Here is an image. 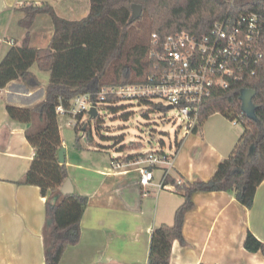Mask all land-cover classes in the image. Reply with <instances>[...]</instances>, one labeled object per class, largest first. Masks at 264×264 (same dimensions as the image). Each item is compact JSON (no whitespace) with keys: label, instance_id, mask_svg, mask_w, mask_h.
Listing matches in <instances>:
<instances>
[{"label":"crops","instance_id":"crops-1","mask_svg":"<svg viewBox=\"0 0 264 264\" xmlns=\"http://www.w3.org/2000/svg\"><path fill=\"white\" fill-rule=\"evenodd\" d=\"M21 2L0 0V18L12 10L6 37L17 45L22 44L16 31L24 28L17 12ZM56 12L70 17L81 11ZM24 29L21 37L25 41L28 31L32 36L34 33L33 28ZM40 29L37 34L47 39L42 47H47L55 33L54 25ZM10 47L0 46V60ZM31 70L37 76L43 71L34 69V65ZM39 90L40 86L32 88L21 80L0 88V264L45 262L46 197L40 187L19 183L35 155L26 135L32 123L12 118L7 109L8 105L33 108L46 98L45 89L42 93ZM219 114L207 118L197 132L185 135L178 149L171 148V178L208 180L232 153L244 129L235 134L226 132L214 119ZM61 138L74 191L88 196L89 201L81 219L80 240L67 247L59 264H148L153 230L163 223L173 224L176 210L185 200L174 182L159 186L167 169L155 168L153 184L146 188L140 184V165L134 159H125L130 153L117 151L121 154L115 157V150L96 141L85 147L80 142L69 144L62 134ZM137 152L141 151L131 153ZM193 200L194 207L185 217L186 242L173 243L170 264H264L261 252L244 247L249 231L264 242V181L251 208L228 191L198 192Z\"/></svg>","mask_w":264,"mask_h":264},{"label":"trees","instance_id":"trees-1","mask_svg":"<svg viewBox=\"0 0 264 264\" xmlns=\"http://www.w3.org/2000/svg\"><path fill=\"white\" fill-rule=\"evenodd\" d=\"M135 3L142 5L143 12L139 19L130 22ZM227 9L226 0H91L87 16L68 20L59 16L49 4L25 8V16L19 20L22 27L29 30L39 14H48L55 33L47 47L28 45L30 31L22 45H11L0 60V88L14 80H21L32 88L39 87L41 82L31 70L35 63L41 70L50 72L43 101L33 108L7 106L12 118L32 123L26 135L35 155L30 169L19 183L40 187L41 194L46 197L44 264H59L67 247L79 242L81 219L89 201L88 196L78 192L66 195L61 191L69 173L67 164L59 159L63 147L58 122L59 103L62 101L68 105L75 96L95 93L107 85L145 80L154 64L150 57L153 33L161 39L181 30L206 33L215 21L224 17ZM137 24L144 31L137 30ZM261 51L264 53V42ZM243 88L256 91L253 102L258 121L243 114ZM115 101L119 99L108 97L104 106L113 105ZM143 103L153 104L157 110L167 108L160 103ZM216 113L233 120L239 118L244 130L232 153L219 163L210 179L183 180L177 185L185 200L176 210L173 224L163 223L153 230L148 264H170L173 243L177 240L186 242L183 232L185 217L194 207L196 193L228 191L241 204L248 208L253 206L257 189L264 181V58L255 76L234 82L228 88H217L205 100L200 124L193 132ZM87 140L95 143L89 137ZM183 141L184 138L177 142L176 149ZM132 148L137 150L133 144ZM145 153H130L125 159L136 160ZM169 182H175V179L167 175L165 184ZM244 247L264 255V242L251 231Z\"/></svg>","mask_w":264,"mask_h":264},{"label":"built area","instance_id":"built-area-1","mask_svg":"<svg viewBox=\"0 0 264 264\" xmlns=\"http://www.w3.org/2000/svg\"><path fill=\"white\" fill-rule=\"evenodd\" d=\"M226 2V14L206 33L181 30L163 39L153 33L150 57L154 64L145 80L107 85L95 93L79 94L68 105L61 101L57 106L58 113L71 116L69 124L84 128L89 123L82 121L83 115L95 104L99 117L108 97L131 102L148 101L176 109L184 119L185 135L192 132L200 124L205 100L217 88H228L234 82L255 76L264 58L261 51L264 0ZM6 43L14 45L16 42L8 37L0 39V46ZM135 162L140 165L138 170L143 187L153 184L154 170L158 167L167 169L159 184L160 187L166 186V176L173 164L172 154L163 148L150 150ZM182 182L181 178H176L173 186Z\"/></svg>","mask_w":264,"mask_h":264},{"label":"rangeland","instance_id":"rangeland-1","mask_svg":"<svg viewBox=\"0 0 264 264\" xmlns=\"http://www.w3.org/2000/svg\"><path fill=\"white\" fill-rule=\"evenodd\" d=\"M20 1L22 2L19 8H17V12L18 17L21 18L25 16V8L31 7L34 4L39 6L49 4L53 6L55 11H81L79 14L70 17L68 15L65 16L61 12V17L68 20H79L78 18H82L86 15V11H90L91 9V0ZM10 11L12 10H8L0 18V39L9 35L7 34V21ZM51 23L52 20L48 14H39L30 28H33L34 34L32 36L30 32L27 44L30 46H46L47 39L37 33H40L41 26L46 27ZM136 29L141 32L144 31L139 24L136 25ZM25 31L24 28L18 29V32L16 31V35L19 37V44L25 42L21 37V33ZM4 46L7 47V43ZM34 69L39 70L38 64H34ZM39 76L41 85L38 93H42L43 89L46 91L50 73L43 70ZM164 106L167 108L157 110L153 104L119 100L113 105L106 104L102 107L99 117L91 118L89 113H85L82 121L89 123L87 130L69 124V120L71 119L69 115L59 114L58 122L62 137L69 144L75 145L80 142L85 147H90V142L87 140L89 137L91 140L96 141V143L104 144L105 146L103 147L115 150V157L121 154L119 153L120 151L123 152V155H128V153L135 151L132 148V144L141 152L158 150L160 148H163L166 152H170L171 148L173 146L176 148L177 142L185 136L184 119L176 109H170L168 105ZM112 107L117 109H113ZM125 113L129 114L126 116ZM214 119L219 120L221 128L230 134H235L240 129H244L242 122L237 117L233 120L225 114H219ZM235 120L237 121L236 123ZM210 128H212V125L208 127V129Z\"/></svg>","mask_w":264,"mask_h":264},{"label":"water","instance_id":"water-1","mask_svg":"<svg viewBox=\"0 0 264 264\" xmlns=\"http://www.w3.org/2000/svg\"><path fill=\"white\" fill-rule=\"evenodd\" d=\"M142 12H143L142 5L136 4V3L133 4L132 5V17L130 19V22H133L136 19H139L142 15ZM255 94H256V91L250 88H243L241 90L242 111L249 118L258 121V117L256 114V105L253 102V98ZM169 108H172V107H169ZM88 113L91 116V118L98 116V110L95 104L88 110ZM86 128H87V124L84 126V130ZM65 152H66L65 147H62L59 151V159L61 163H64L66 161ZM61 191L63 194H66V195L72 194L74 192V186H73L71 179L68 178L63 183V185L61 186Z\"/></svg>","mask_w":264,"mask_h":264}]
</instances>
